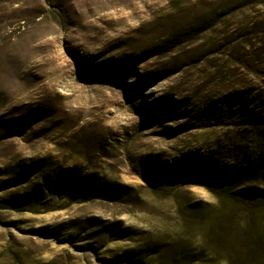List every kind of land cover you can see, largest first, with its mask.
<instances>
[{
	"label": "rangeland",
	"instance_id": "374dc122",
	"mask_svg": "<svg viewBox=\"0 0 264 264\" xmlns=\"http://www.w3.org/2000/svg\"><path fill=\"white\" fill-rule=\"evenodd\" d=\"M206 3L0 0V264H264V79Z\"/></svg>",
	"mask_w": 264,
	"mask_h": 264
},
{
	"label": "trees",
	"instance_id": "16d2710c",
	"mask_svg": "<svg viewBox=\"0 0 264 264\" xmlns=\"http://www.w3.org/2000/svg\"><path fill=\"white\" fill-rule=\"evenodd\" d=\"M206 6L204 20L220 23L226 35L235 37L230 46L264 79V0H207ZM257 116H262L257 125L264 130V111ZM260 137L264 140V134ZM249 174L264 179V155L252 162Z\"/></svg>",
	"mask_w": 264,
	"mask_h": 264
}]
</instances>
